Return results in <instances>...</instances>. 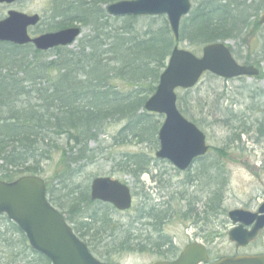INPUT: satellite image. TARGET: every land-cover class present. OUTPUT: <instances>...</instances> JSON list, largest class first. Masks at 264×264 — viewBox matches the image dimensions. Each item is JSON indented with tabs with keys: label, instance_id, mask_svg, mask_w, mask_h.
I'll list each match as a JSON object with an SVG mask.
<instances>
[{
	"label": "trees",
	"instance_id": "obj_1",
	"mask_svg": "<svg viewBox=\"0 0 264 264\" xmlns=\"http://www.w3.org/2000/svg\"><path fill=\"white\" fill-rule=\"evenodd\" d=\"M116 1L119 0H55L52 28L77 25L90 28L88 35L80 39L78 50L59 46L43 52L33 44L19 46L0 42V179L9 182L25 174L41 176L43 162L58 153L56 184L67 187L66 183L77 170L72 168L73 164L93 160L95 148L90 145L100 141L108 123L127 120L133 126H141L144 122L146 113L141 111H146L145 102L154 94L167 60L179 42L168 25L159 30L151 26L140 30L137 23L142 16L112 17L106 12V6ZM262 9L260 2L255 1L203 0L185 19L179 40L187 38L192 44L204 47L216 41L242 39L244 35L248 39L252 23L254 37L259 22H252L250 16L258 15ZM120 18L123 24L115 25ZM50 54L55 58L50 59ZM255 65L260 67L257 62ZM262 76L263 72L259 78ZM144 127L141 129L148 132V126ZM259 131L263 134L264 126ZM200 159H203L205 175H196L197 183L207 191L205 211L214 216L222 211L228 181L218 178L217 163L206 165L204 156ZM149 164L144 154L129 156L119 163L121 171L131 174L135 180L150 172ZM203 177L207 179L204 187ZM88 189V186L81 189L76 185L67 192L69 212L77 217L76 221L72 218L75 221L72 227L104 261L111 260L119 251L130 250H152L162 255L161 258L173 257L170 239L162 244L152 239L147 242L142 236L134 237L110 225L108 215L90 213L92 206L101 204L92 200ZM50 202L59 209L65 208L55 197ZM0 218L6 219L11 231L22 236L21 243L27 247L25 232L7 216L0 215ZM153 218L162 224L166 216L156 213ZM7 234L8 231L0 228V243L7 249L5 263L10 264L22 253L14 251L19 250L20 243H12L3 236ZM34 252L38 255V264H52ZM23 261L24 264L36 262Z\"/></svg>",
	"mask_w": 264,
	"mask_h": 264
},
{
	"label": "rangeland",
	"instance_id": "obj_2",
	"mask_svg": "<svg viewBox=\"0 0 264 264\" xmlns=\"http://www.w3.org/2000/svg\"><path fill=\"white\" fill-rule=\"evenodd\" d=\"M192 11L190 15L183 18L180 30L185 23V19L191 16L198 4L203 0H191ZM222 1V0H216ZM251 3L253 1L260 2L263 9L255 15L250 16L252 22L258 21L261 13L264 10V0H243ZM55 0H23L16 1L12 4L0 3V20L5 18L10 10H18L30 15L34 13L41 16V22L35 27L30 28L31 35L43 34L46 32L56 31L52 28V14L53 7H55ZM115 25L123 24V20L114 22ZM138 29H146L151 26L154 30H159L163 26L169 25L166 15L158 17H142L137 23ZM190 28V23L188 24ZM250 36L248 39H230L228 40L234 49L235 58L241 63H259L263 76L259 77H239L226 80L222 77L215 76L211 72H207L199 84L192 88L191 91L178 90V105L183 116L189 118L196 126L200 127L208 139V144L211 146L210 152L204 156L206 165L211 162L217 163V171L219 179L225 178L228 181L224 191V202L222 211L214 216H220L218 220L221 223H228V230L232 226V221L229 220L227 212L231 209L240 208L247 204L256 205L264 197V133H260V128L264 126V27H259L253 31L255 27L248 28ZM90 28H83L81 37L73 43L69 49L78 50L80 39L88 35ZM245 43V44H244ZM247 43V44H246ZM180 47L189 49L202 54V46L192 44L189 39L185 38L179 42ZM50 59L55 58L54 54H50ZM118 86H124L122 83H117ZM128 86H126L127 88ZM122 88V87H121ZM123 89V88H122ZM182 98V99H181ZM181 99V100H180ZM263 109V111H261ZM144 122L141 126L131 125L129 121H113L105 126V132L100 136L99 142H93L90 147H94L93 160L83 161L80 164H73L72 168L77 170L68 183V186L57 185V171L58 162L60 161V154H53V159L44 161V172L41 174L47 181L48 196L49 198H56V201L64 209H60L68 218L69 223L73 226L77 217L70 214L69 210V196L67 192L78 185L81 189L90 186V182L96 176L109 175L114 178H119L128 181L134 192V206L127 212H121L115 208L107 207L96 204L88 211L93 214L108 215L110 225L121 228L130 233L134 237L145 238V235L157 239L161 235L168 237L173 236L172 244L176 248L182 247L186 243V239L182 236L185 222L175 220L171 216L167 220L164 228L159 232L154 228H144L140 223L142 216V194L139 190L144 187L146 195L150 198V204L145 209L149 212L153 206L156 210L154 213H169L174 206L181 208L182 203L176 201L175 190L182 186L183 181H193L198 179V174L205 175L203 166V159L198 160L186 172L176 169L173 164L168 160L156 159L155 153L159 146L158 132L160 126L165 120V116L159 113H150L148 111H141L145 114ZM135 126L137 128H135ZM145 126V127H144ZM148 126V132L141 128ZM156 127L158 128L156 131ZM156 131V132H155ZM146 132V133H145ZM141 135V136H140ZM136 154H144L150 160V172L143 174L135 180L131 174L121 171L120 162L125 161L129 156ZM2 165V162H0ZM203 170V171H202ZM182 172V173H181ZM196 176V177H194ZM205 177V176H204ZM202 178L203 187L206 186L207 179ZM216 177V176H215ZM161 178V179H159ZM217 178V177H216ZM195 184L188 188L191 193V201H193V208H196V199L203 196V200L207 201V191H196ZM161 187L163 192H148V190ZM200 187V184H199ZM89 192V189H88ZM199 197H196V196ZM171 196L175 199L170 203ZM170 203V204H169ZM206 210V208H204ZM198 210V209H197ZM195 211V210H194ZM199 211V210H198ZM198 211H195L198 212ZM203 214V213H202ZM213 216V217H214ZM75 218V221L72 220ZM0 228L3 231H8L4 237L12 241V243H20L19 250L14 249L17 253L20 251L21 256L16 258L10 264H24L23 260H33L37 263L38 255L31 249L29 242L26 244L21 243L22 236L10 230L6 219L0 218ZM120 229V230H121ZM124 234V233H123ZM88 239V238H87ZM213 242L215 248H219L222 255L232 254L236 249H229L232 247V242L229 240L228 233L220 237L214 236ZM26 247V248H25ZM165 248V247H163ZM101 249L106 250L101 247ZM255 251L264 252V246L250 247ZM5 250L0 243V257L2 264H6L8 256H5ZM217 250L213 251L214 253ZM111 259L113 264H153L154 261L162 259L161 256H155L151 250L138 251H119L115 253Z\"/></svg>",
	"mask_w": 264,
	"mask_h": 264
},
{
	"label": "water",
	"instance_id": "obj_3",
	"mask_svg": "<svg viewBox=\"0 0 264 264\" xmlns=\"http://www.w3.org/2000/svg\"><path fill=\"white\" fill-rule=\"evenodd\" d=\"M23 0H0L12 4ZM191 0H119L107 5L106 12L113 17H141L166 15L175 39H180L183 16L189 15ZM41 16L9 11L0 20V41L19 46L33 44L41 51L67 47L81 34V27H67L32 37L29 29L40 23ZM264 23V13L260 19ZM202 55L182 49L177 44L172 50L167 66L161 73L155 93L145 102L149 112L166 116L158 133L159 148L156 158L170 160L177 169L189 170L193 162L206 155L211 146L203 130L181 113L177 105V89L196 87L201 77L208 72L224 79L240 76H258L254 65H244L235 60L228 42L216 41L202 48ZM93 200L110 202L126 211L133 205L130 186L110 176L96 177L91 183ZM44 179L36 175H24L15 181L0 180V214H6L26 234L32 250L42 254L52 264H106L95 258L90 248L74 232L66 217L48 199ZM229 218L237 224L229 238L238 245H247L264 227V203L260 212L235 209ZM252 229L244 225L252 224ZM208 261V253L200 244L187 246L173 261L162 260L154 264H199ZM211 264H264V254L222 258Z\"/></svg>",
	"mask_w": 264,
	"mask_h": 264
},
{
	"label": "flooded vegetation",
	"instance_id": "obj_4",
	"mask_svg": "<svg viewBox=\"0 0 264 264\" xmlns=\"http://www.w3.org/2000/svg\"><path fill=\"white\" fill-rule=\"evenodd\" d=\"M263 12H264V10L262 11L261 15L263 14ZM259 27H261V28L264 27V23L262 24L259 22ZM31 28H33V27H31ZM29 34L31 35L30 29H29ZM36 35H38V34H35V36ZM31 36L35 37L33 35H31ZM48 51H51V50H48ZM184 172H186V171H184ZM194 177H196V176H194ZM159 179H161V178H159ZM198 180L199 179L193 180V181H196V183L193 181H183L182 186H180V188H176V190H175L176 191L175 192L176 201H180V203H182V207L178 209V208H175V206H174L171 210L168 211L169 213H164V216H166V219L164 221H162V224L160 222L154 220V218H153V216L156 215V213H154L153 210H156V208H154L152 206L151 210L149 212H145V209L150 204V198L148 197V195H146V192H145L143 186H142V189L139 190V192H141V194H142L141 203H142V207H143V210H142L143 214L140 218V220H142V221L140 224L142 226H144L145 229H147V227H149V229H150V227H152L155 230H158L160 232L161 229H163L165 224L167 223V220L171 218V216L174 217L175 220L183 221L186 224L185 227L183 228V232H182L183 233L182 236L186 239V243L180 248H176L175 245L173 244V251H172V253H170V255H173V257L169 260H173V259L177 258L188 245H191L193 243H198V244H201L202 246H205V248H206L205 251H207V253L209 255L207 264L215 263L217 260H220L226 256L237 257V256H247V255H258V254L264 253V252H260V251L257 252L255 250L250 249V247L264 246V227L262 229H260L257 237L254 238L253 240H251L247 245H238L237 242H232L233 246L230 247L229 249H236V250H234V253H232V254L222 255L220 253L221 249H219V248L214 249V245L216 243V242H213L214 236H216L218 238V237L222 236L223 234L228 233V235H229L230 230L233 229L235 227V225L230 226V229L228 230V223H226L225 221H224V223H221L218 220V218H220V216H214V217L210 216L209 212L205 211V209H204V205H205L204 202L205 201L203 200V196L201 198L196 199L197 200L195 202L196 208L192 207L193 201H191V193L189 192L188 188L191 187V185L195 184L194 187H195L196 191L199 190V191H202L201 194L204 193V189L202 187L198 186V183H197ZM156 188L157 187L152 188V189L148 190V192H151V193H153V191L163 192L161 194L167 195L166 193H164L165 190L162 189L161 187H159L158 189H156ZM196 197H199V196L197 195ZM263 197H264V193H263ZM174 199H175V197L171 196L170 203ZM263 203H264V198L260 202L256 203V205L247 204V205L240 207V208L243 210L246 209V210H249L253 213H256V212H260V209H261ZM106 204H108L110 207H113L112 204H109V203H106ZM106 204H103L101 202V205H106ZM194 210L198 211L197 216L195 215ZM227 215H228V213H227ZM257 221H258V219H256V221L252 224L244 225V228L245 229L247 228L249 230L252 229ZM144 239L147 242H149L152 239V241H155L159 244H162L165 241H167L168 239L173 241V236L168 237L165 235H161V237L154 239L151 236L148 237L145 235ZM87 241H89V240L87 239ZM88 247L90 248L92 253L97 258H101L102 260L104 259L101 257L99 252H96L95 248H92L89 245H88ZM215 250H217V251L214 253L213 251H215ZM97 253H98V255H97ZM154 253H155V256H158V255L162 256L156 252H154ZM156 261H158V260H156ZM104 262H106L108 264L109 263L113 264V262L111 260L104 261Z\"/></svg>",
	"mask_w": 264,
	"mask_h": 264
}]
</instances>
